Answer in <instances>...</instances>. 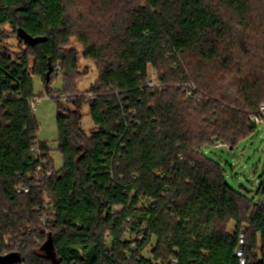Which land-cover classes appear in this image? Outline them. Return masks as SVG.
<instances>
[{"label":"trees","instance_id":"1","mask_svg":"<svg viewBox=\"0 0 264 264\" xmlns=\"http://www.w3.org/2000/svg\"><path fill=\"white\" fill-rule=\"evenodd\" d=\"M86 1L0 0V257L5 235L32 228L42 244L14 264H264V198L233 189L204 153L217 141L232 150L258 128L249 118L264 104V0ZM81 59L98 75L85 93ZM150 69L160 88L147 86ZM58 73L57 172L30 102L32 76L53 97ZM188 84L200 101L186 97ZM36 145L52 179L17 194ZM44 192L56 208L46 235ZM50 236L54 260L41 249Z\"/></svg>","mask_w":264,"mask_h":264},{"label":"rangeland","instance_id":"2","mask_svg":"<svg viewBox=\"0 0 264 264\" xmlns=\"http://www.w3.org/2000/svg\"><path fill=\"white\" fill-rule=\"evenodd\" d=\"M86 1V0H80ZM88 3V1H86ZM5 31L9 35V39L5 41L7 47L11 52L19 53L22 45L16 35L12 34L11 29L6 26ZM241 42L243 37L240 38ZM72 46L81 50L77 41L72 40ZM80 71L82 79L78 82V89L85 93L98 80L95 65L88 60H80ZM149 73L157 83V73L150 69ZM33 78V92L35 97L40 98V102L36 105L35 118L39 124V140L47 142L51 149V159L54 163L55 170L58 172L63 167V157L58 149V129H57V110L55 99L48 96L45 91V84L43 79L37 76ZM64 87V80L61 73H58L56 78L50 84V90L57 93L62 92ZM66 98V97H65ZM65 102V101H63ZM72 108V107H71ZM82 128L85 133L94 128L93 120L89 113V106L86 105L83 109ZM205 156L209 159L220 163L228 185L233 189L240 191L247 198L259 203L264 196L259 191L264 183V126L257 128L256 132L248 137L245 141L240 142L232 150L228 148L215 149L213 146H208L204 149ZM154 242V241H153ZM150 249L144 252L145 257L150 258Z\"/></svg>","mask_w":264,"mask_h":264},{"label":"built area","instance_id":"3","mask_svg":"<svg viewBox=\"0 0 264 264\" xmlns=\"http://www.w3.org/2000/svg\"><path fill=\"white\" fill-rule=\"evenodd\" d=\"M147 86L152 88H160L158 82L155 83L154 78L151 76V73L150 78L147 81ZM196 92L197 90L194 85H186V97L188 99L197 98V100L200 101L201 98L199 96H196ZM87 97L90 98L91 95L88 94ZM53 98H59L61 101L66 100L65 96L59 92L54 94ZM40 100V98L34 97L30 102V106L34 113L37 109L36 105L40 102ZM249 122L256 127L264 126V104L260 106L259 112L257 114H253L250 116ZM213 147L218 150L220 148H228L229 146L224 142L217 141ZM32 150L34 153V157L37 160L36 166L29 176L30 181L21 183L15 188V193L17 194L19 193L30 195L32 194V190L38 188L42 184L52 179L51 177L54 171L51 168V163H49V160L46 157L44 158L43 153L38 145L34 146ZM39 210L41 213L40 221L42 224L43 232L46 235L48 234L49 229L53 226L54 218L56 215V208L51 202L48 192H44V200L39 204ZM106 237H111V234L107 232ZM4 244L5 247L8 248L3 253V257H6L10 254H16L17 252H20V250H25L30 245L40 246L42 244V240L40 237L34 235V231L32 228H20L16 232H11L5 235ZM131 246L133 249H135L136 247L135 244H132ZM9 250H12V252H10ZM239 255H241V252H239ZM173 264H177V260H174Z\"/></svg>","mask_w":264,"mask_h":264},{"label":"water","instance_id":"4","mask_svg":"<svg viewBox=\"0 0 264 264\" xmlns=\"http://www.w3.org/2000/svg\"><path fill=\"white\" fill-rule=\"evenodd\" d=\"M21 37L25 40V42L29 43V44H36L38 42H40L39 39H33L31 38L29 35H25V34H20ZM52 70L49 71V73H47L46 77L48 80H50V74H51ZM48 257H50L51 259H55L54 253H53V241H52V237H49V240L42 246L41 248ZM20 262V256L17 254H11L8 255L6 257H0V264H14V263H18Z\"/></svg>","mask_w":264,"mask_h":264}]
</instances>
